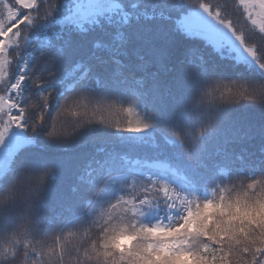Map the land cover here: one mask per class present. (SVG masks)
I'll return each instance as SVG.
<instances>
[{
    "label": "snow or ice",
    "instance_id": "obj_1",
    "mask_svg": "<svg viewBox=\"0 0 264 264\" xmlns=\"http://www.w3.org/2000/svg\"><path fill=\"white\" fill-rule=\"evenodd\" d=\"M97 6L0 0V264H264V0Z\"/></svg>",
    "mask_w": 264,
    "mask_h": 264
},
{
    "label": "trees",
    "instance_id": "obj_2",
    "mask_svg": "<svg viewBox=\"0 0 264 264\" xmlns=\"http://www.w3.org/2000/svg\"><path fill=\"white\" fill-rule=\"evenodd\" d=\"M97 13L91 16H88L84 19H74L73 23H85L87 24L90 20H93L96 17ZM68 38L70 40V48L67 53V59L71 61H75L77 59H85L87 58L92 51L95 49L97 42L105 41L110 39V32L107 28H99L97 27L94 31L89 32L87 35H81L77 32H69ZM202 36L193 35V39H203ZM235 62V61H234ZM237 63V68L240 70L239 74L245 78H255L259 75V70L255 68L253 65L239 60ZM234 74V73H233ZM236 115L259 122L262 118L261 113L253 108H243L237 107L234 109ZM113 119L123 120V114L114 116ZM55 151V150H52Z\"/></svg>",
    "mask_w": 264,
    "mask_h": 264
},
{
    "label": "rangeland",
    "instance_id": "obj_3",
    "mask_svg": "<svg viewBox=\"0 0 264 264\" xmlns=\"http://www.w3.org/2000/svg\"><path fill=\"white\" fill-rule=\"evenodd\" d=\"M110 6V0H98V9H106L107 7ZM96 13H93L91 15H94ZM91 15H88V16H91ZM199 15V18H200V21L203 25V31L208 34V35H211L213 36V38L216 40V41H223V40H226L227 37L226 35L224 34L223 30L222 29H219L218 26H215L214 22L207 16H205L202 12L198 14ZM88 16H85V15H82V14H77L74 19H84ZM186 30L188 31H191V29H187ZM204 37V36H202ZM234 56H238L240 53L236 50H234ZM242 61H245L251 65H253L255 68H256V65L254 62H252L250 59H240ZM23 140V137H14V141L16 142H22Z\"/></svg>",
    "mask_w": 264,
    "mask_h": 264
},
{
    "label": "clouds",
    "instance_id": "obj_4",
    "mask_svg": "<svg viewBox=\"0 0 264 264\" xmlns=\"http://www.w3.org/2000/svg\"><path fill=\"white\" fill-rule=\"evenodd\" d=\"M240 103H258L257 101H254L251 97L248 98H241L240 100L234 101L233 104L238 105ZM51 170H44V172L40 173V175H45L47 173H50ZM28 173L25 171H21L18 176L14 179L13 184L21 189L24 193H31L34 198H39L40 193L42 192L43 185L39 189H34L32 186H30L26 180ZM47 180L44 181V185H46Z\"/></svg>",
    "mask_w": 264,
    "mask_h": 264
}]
</instances>
